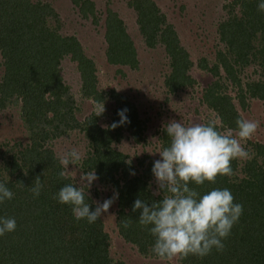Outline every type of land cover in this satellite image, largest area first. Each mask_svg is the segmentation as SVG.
Returning a JSON list of instances; mask_svg holds the SVG:
<instances>
[{
    "label": "trees",
    "instance_id": "1",
    "mask_svg": "<svg viewBox=\"0 0 264 264\" xmlns=\"http://www.w3.org/2000/svg\"><path fill=\"white\" fill-rule=\"evenodd\" d=\"M129 5L140 15V28L147 36V44L153 46L159 37L165 46L172 69L165 81L169 90L173 92L190 86L193 82L187 75L191 66L187 54L179 47L176 34L170 26L160 27L165 21L158 14V9L147 0H132ZM241 6L243 11L240 18L232 17L220 25L221 41L225 43L231 61L242 60V64L246 65L252 57L258 61L264 73V21L258 18L252 24L251 16L257 13L256 0H243ZM12 9H15L13 15ZM45 10L44 6L31 5L29 0H0V54L5 65L4 77L0 82V107L5 106L8 97L21 100L22 118L30 135V144L5 162L4 169L10 175L16 174V180L1 181L8 184L15 197L0 205V216L15 217L17 230L0 238V264H121L113 262L109 257L108 235L103 231L101 220L92 225L83 220L76 221L71 209L55 199L59 188L71 181L65 176H59L62 167L44 145L67 130L82 126L95 146L84 168L95 169L101 184L112 185L119 191L117 226L120 235L126 242L137 246L141 254L153 255V237L136 222L139 213L132 212L134 200L138 197L151 199V193L140 186L138 178L128 180L125 176L121 186L119 180L115 179L116 174L126 165L125 157L110 149V141L114 137L111 126L100 129L95 125L96 117L88 119L83 125L75 121L68 89L62 86L57 75L58 62L64 55L70 54L77 62L83 79V95L93 96L95 101L102 100L103 95L96 93L91 61L81 54L76 41L48 36L43 21L48 15ZM7 14L13 19H8ZM109 21H106L105 33L107 61L111 64L130 63L134 55L130 52L128 41L123 39L121 22L115 19L117 24L112 26ZM36 25L37 29L34 28ZM227 29L231 30L232 37L227 36ZM257 31L261 32L259 50L251 45V39ZM240 40L243 49L235 47ZM231 61L224 60L221 64L234 83L240 85L233 75ZM209 71L218 76L217 65ZM217 85L205 90V102L221 116L222 128L235 129V121L240 116L229 97L218 95ZM246 91L251 97L264 99V81L248 84ZM113 98L117 99L114 95ZM122 103L119 109L127 107L128 117H131L130 123L121 128L129 127L137 135L138 123L134 108L124 101ZM118 119L116 115L114 121ZM118 132H115L116 135H120ZM162 142L163 147L167 145V136L163 137ZM249 145L253 149L259 148L256 144ZM262 157L264 163V154ZM232 167L235 172L236 161H233ZM123 173L126 175V170ZM150 173L145 176L149 178ZM242 173L244 176L241 179L217 177L214 185L205 184L197 189L204 192L211 187H227L235 201L244 205V213L225 242V250L222 253L213 250L203 259L190 256L179 260L180 264H264L263 165L258 166L254 158L245 162ZM37 177L43 182L44 188L40 197L33 199L31 186ZM126 222H130L131 227L125 228Z\"/></svg>",
    "mask_w": 264,
    "mask_h": 264
},
{
    "label": "rangeland",
    "instance_id": "2",
    "mask_svg": "<svg viewBox=\"0 0 264 264\" xmlns=\"http://www.w3.org/2000/svg\"><path fill=\"white\" fill-rule=\"evenodd\" d=\"M131 1L29 0L31 5L45 7V13L47 12L48 15L43 21L48 29V36L54 39L59 36L76 41L81 54L91 61L93 87L96 93L103 95L100 101L105 107L104 113L100 116H96L98 101H95L93 96L83 95V79L77 62L70 54H67L59 60L57 65L60 83L68 89V99L73 108L75 121L83 125L88 119L96 117L95 125L100 129H107L114 122L116 111L121 108L123 101L134 108L138 123L137 128L135 127L138 131L137 135L129 127L121 128L120 126L111 130L114 137L110 141V149L125 157L126 167L115 176V179L119 180V185L123 184L125 176L128 180L138 178L140 186H144L152 194L151 189L155 188V184L150 172L153 160L158 159L159 156L150 153H155L163 147L162 139L166 136L163 126L170 120H181L186 125L215 121L219 129H227L222 128L221 116L209 108L205 102V90L214 84H218V95L231 99V104L240 118L259 121L256 134L245 145L251 153V159L236 161L237 168L232 178L241 179L244 176L242 168L245 162L254 158L257 165H263L264 169L262 157L264 154V99L251 97L246 91L248 84L263 82L264 73L258 61L252 57L246 65L242 64V60L231 61L226 45L221 41L219 30L223 22L232 17L242 16L241 3L243 0H147L158 9V14L164 18L165 22L160 24V27L170 26L174 31L179 47L187 54V60L191 64L187 75L193 83L173 92L165 84L172 71L165 46L159 41V37L156 38L153 46L147 44V36L140 28V15L129 5ZM14 11L15 9H12L11 15ZM11 15L7 14L8 19H13ZM256 15L258 16L253 17ZM251 18L253 19L252 24L258 18L264 21V13L257 11L252 14ZM107 19L110 20L112 26L117 24L115 19L121 22L120 28L124 32V38L123 36L122 38L128 41L130 52L134 55L130 63L111 64L107 61L105 38ZM38 25L34 28L37 29ZM226 32L227 36L232 37L230 29ZM260 36L261 32L257 31L251 39V45L256 50L261 48L258 44ZM235 47L243 49V42L240 40ZM224 60L232 62L233 75L240 85L234 83L225 71L221 64ZM215 65L218 66V76H214L209 71ZM4 72V58L0 54V82L4 77ZM113 95L117 99L113 98ZM22 105L21 100L12 96L7 98L4 107H0V181L2 179L16 180V174L10 175L4 169L5 162L11 155L25 149L30 144V135L22 118ZM133 121L131 118V122ZM115 132L120 135H116ZM249 143L259 145V148L253 149ZM93 146L83 126L69 129L63 135L50 139L44 145L45 148L51 150L58 162L62 154L72 148H78L83 153L80 164L76 167L70 165L69 171L71 172L65 175L74 184L79 180L81 171H89L84 168V165L85 161L92 156ZM129 161H131L130 164ZM124 170H126V175L123 173ZM133 170L136 173L134 176L130 175ZM62 171H64L63 167ZM147 173H150L149 178L145 176ZM114 189L112 185L101 184L98 181L89 190L90 199L103 202L104 199L112 196ZM119 199L100 219L103 231L108 235V254L113 262L180 264L178 258L163 262L154 255H143L137 246L123 239L117 226Z\"/></svg>",
    "mask_w": 264,
    "mask_h": 264
},
{
    "label": "clouds",
    "instance_id": "3",
    "mask_svg": "<svg viewBox=\"0 0 264 264\" xmlns=\"http://www.w3.org/2000/svg\"><path fill=\"white\" fill-rule=\"evenodd\" d=\"M257 11L264 13V0H256ZM96 116L104 113L102 101H98ZM128 109L117 111L119 119L111 128L130 123ZM235 129L221 130L215 121L186 125L172 119L163 126L168 138L166 146L155 153L151 175L155 188L151 199L138 197L132 205V212L139 213L136 222L153 237L152 254L163 262L174 259L185 260L190 256L203 259L215 250L222 253L225 242L244 213V205L235 201L227 187H211L201 192L197 189L205 184L214 185L217 177H232L235 172L233 161L251 159L245 146L259 128V121L238 118ZM83 159L78 148L65 151L59 163L64 177L69 166H77ZM131 161H129V164ZM131 171L130 175H135ZM95 169L81 171L79 180L66 183L59 188L55 199L71 209L76 221L95 224L119 198V191L103 202H90V189L99 181ZM44 184L39 177L31 186L33 199L40 197ZM15 193L6 182L0 181V205L12 201ZM93 204L95 205L93 207ZM131 227L130 222L124 224ZM17 230L15 217L0 216V238Z\"/></svg>",
    "mask_w": 264,
    "mask_h": 264
}]
</instances>
